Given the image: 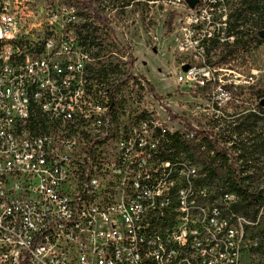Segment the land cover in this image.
Masks as SVG:
<instances>
[{"label":"built area","instance_id":"2783aa9c","mask_svg":"<svg viewBox=\"0 0 264 264\" xmlns=\"http://www.w3.org/2000/svg\"><path fill=\"white\" fill-rule=\"evenodd\" d=\"M231 1L172 0L186 57L176 81L210 86L220 106L231 93L207 55L235 43ZM25 28L14 0H0V264H246L258 218L233 214L237 194L214 197L197 167L163 161L161 128L120 116V93L91 83L81 50L61 46V23L39 38ZM150 220L157 247L143 239Z\"/></svg>","mask_w":264,"mask_h":264},{"label":"rangeland","instance_id":"374dc122","mask_svg":"<svg viewBox=\"0 0 264 264\" xmlns=\"http://www.w3.org/2000/svg\"><path fill=\"white\" fill-rule=\"evenodd\" d=\"M99 1L96 5L112 19L113 30L106 32L120 49L124 47L126 52L131 49L134 55L132 60L120 53H115L112 58L118 66L114 67L116 73L110 71L109 76L125 80L118 95L123 104L120 116L132 119L143 117L145 113L144 117L151 121V125L158 124L163 131H179L188 137L187 125L190 123L197 131L205 130L212 133V137L217 136L222 145L228 147V165L205 162L208 158L204 149L196 152L204 156L198 158L200 161L193 160L196 163L183 153L173 157L176 167H197L204 178L211 169L217 171L214 181L207 182L214 197H220L225 188L223 180L229 165L237 173L247 176L246 183L251 187H264V112L259 109L257 94L259 89H264V37L259 34L264 30L259 24L264 19V12L244 9L242 0L231 1V14L244 9L240 21L234 22L235 16L230 17L235 43L217 45L209 49L207 55L211 65L221 68L216 75L223 77L231 93V99L220 106L214 100L210 86L190 88L176 81L177 70L186 57L177 48L173 34L177 22L175 11L178 10L172 0ZM14 3L31 38L41 37L47 23L59 22L61 46L69 43L78 51L83 49L80 30H76V26L85 22L81 15L85 9L78 2L14 0ZM33 23L38 28L30 30ZM256 35L257 39L252 38ZM89 63H94V59L85 55V61L78 65L86 76L95 73L89 66L85 67ZM129 74L135 79L128 80ZM98 85V89L107 87L105 83ZM152 129L150 133H153ZM256 222L246 237V264H264V243L261 245L259 234L264 215Z\"/></svg>","mask_w":264,"mask_h":264},{"label":"trees","instance_id":"16d2710c","mask_svg":"<svg viewBox=\"0 0 264 264\" xmlns=\"http://www.w3.org/2000/svg\"><path fill=\"white\" fill-rule=\"evenodd\" d=\"M78 2L85 10L81 13L82 18L85 22L82 25L76 26V30L79 31V37L82 42L83 49L80 51L82 55H88L93 57L94 63H89L87 66L94 73L92 76L97 83H105L112 90L113 94L120 93V87L125 83L121 78L109 76V72L116 73L114 70L117 64H114L112 60L115 53H120L123 57H128L131 60L134 59L132 50L125 51V48L117 46L114 38L106 31L113 30L111 17L101 11L98 7L97 2L99 0H73ZM241 6H245L244 9L249 11H263L264 12V0H242ZM244 9H237L233 12L232 17L235 16V21H240L244 15ZM239 10V11H238ZM170 18L169 20H171ZM259 24L264 27V19ZM233 26V25H232ZM232 28V27H231ZM252 38H258L256 35ZM88 68V67H87ZM129 79H135L132 75H128ZM122 80V81H121ZM150 84V83H149ZM260 101L264 98V89L257 91ZM259 109L264 112V106L259 105ZM145 113H143V117ZM188 134L192 136L186 137L183 133L168 132L159 130L160 134V152L163 161L173 160L174 156H180V153L186 155L187 158H191L195 161H200L204 156L196 154L198 150L204 149L207 154L208 160L205 162L214 164L216 162H223L225 165L229 163L228 147L222 145V142L217 136L212 137V133L203 131H197L189 123L187 125ZM195 132V133H193ZM173 151V153H171ZM198 157H197V156ZM200 158V159H198ZM208 165V164H207ZM227 171L223 180L224 189L222 193L233 192L238 196V202L233 207V211L238 214H244L249 218L256 220L258 217H262L261 211L264 209V187L253 188L247 184V176H243L237 173L231 165L227 166ZM217 171L214 169L210 170L209 173L202 180H198V183L213 182L217 175ZM208 179V180H207ZM250 232V231H249ZM261 235V245L264 243V223L259 229Z\"/></svg>","mask_w":264,"mask_h":264},{"label":"bare ground","instance_id":"6f19581e","mask_svg":"<svg viewBox=\"0 0 264 264\" xmlns=\"http://www.w3.org/2000/svg\"><path fill=\"white\" fill-rule=\"evenodd\" d=\"M177 171L163 172V183H170V180H176ZM196 210H200V203H193V210H188V217H196ZM233 214H238L233 211ZM237 231H244V219H236ZM159 229L158 220H150L148 226L143 232V239H146L150 247H157V233ZM153 264H160V260H153Z\"/></svg>","mask_w":264,"mask_h":264},{"label":"water","instance_id":"95a60500","mask_svg":"<svg viewBox=\"0 0 264 264\" xmlns=\"http://www.w3.org/2000/svg\"><path fill=\"white\" fill-rule=\"evenodd\" d=\"M191 7L195 6L197 3V0H188ZM259 34L261 37H264V30L259 31ZM189 68V65H184L183 69L187 70ZM260 104L264 106V98L260 101Z\"/></svg>","mask_w":264,"mask_h":264}]
</instances>
